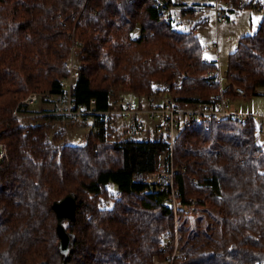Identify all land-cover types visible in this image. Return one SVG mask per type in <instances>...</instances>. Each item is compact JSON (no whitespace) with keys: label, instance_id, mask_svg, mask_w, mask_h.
I'll return each instance as SVG.
<instances>
[{"label":"trees","instance_id":"1","mask_svg":"<svg viewBox=\"0 0 264 264\" xmlns=\"http://www.w3.org/2000/svg\"><path fill=\"white\" fill-rule=\"evenodd\" d=\"M224 1L239 10L257 7L255 0ZM158 7L156 0H0V142L7 154L0 161V264H264V146L251 120L179 131L172 150L177 213L216 208L221 250L179 249L171 258L169 191L138 180L158 170L157 155H165L168 168L166 146L112 140L94 130L96 121L82 144L56 146L47 122L23 124L14 115L27 111L21 102L30 93L67 94L59 82L72 37L80 42L74 109L93 99L96 110H105L118 90L146 103L162 92L180 101L218 95L217 76H210L215 61L205 59L192 31L177 30ZM225 73L226 98L233 97L232 85L250 97L264 88V13L257 30L228 54ZM109 185L117 195L107 206ZM68 194L76 196L75 222L63 224L73 245L62 258L51 205Z\"/></svg>","mask_w":264,"mask_h":264},{"label":"built area","instance_id":"2","mask_svg":"<svg viewBox=\"0 0 264 264\" xmlns=\"http://www.w3.org/2000/svg\"><path fill=\"white\" fill-rule=\"evenodd\" d=\"M170 1L156 0L160 13L166 18L171 16L173 9ZM208 3V9L215 18L224 19L239 11L231 2L224 0H208ZM257 7L261 9L260 5ZM79 45L80 42L72 37L71 55L65 63L68 77L61 79L59 82L62 89L68 94L66 113L78 122L91 124V126L96 121L94 130L103 131L104 135H111L112 140H114L115 136L121 139H137V137L142 135L145 139L155 140L166 146L169 156L168 168H158L156 172L140 175L138 180L152 184L160 191H169V202L174 217L177 215L179 204L177 192L173 187V177L176 168L172 165V150L176 143L177 135L183 127L196 123L203 124L204 130H208L209 123L212 121L218 122L231 118L238 123H243L251 120L255 125L254 134L256 139L264 146V112L241 111L234 108L230 99L236 97L243 100L250 98L244 89L236 85H232L233 97L226 98L223 96L228 84L225 70L223 72L220 71V63L217 59L215 60L216 70L210 76H217L220 93L209 101H180L178 98L166 94L160 98L150 97L148 101L150 103H142V101L134 98L120 96L121 98L115 101L112 99L111 104L105 110H96L93 99L89 100L87 107L78 106L74 109L70 101V89L79 72L74 55V51ZM254 94L264 96V88L255 89ZM41 95H46V93H30L21 103L25 105L33 104ZM6 156V147L0 142V161ZM189 202L193 206L195 200L190 198ZM179 253V249L177 250L175 247L172 257H176Z\"/></svg>","mask_w":264,"mask_h":264},{"label":"rangeland","instance_id":"3","mask_svg":"<svg viewBox=\"0 0 264 264\" xmlns=\"http://www.w3.org/2000/svg\"><path fill=\"white\" fill-rule=\"evenodd\" d=\"M173 3V9L171 11V16L175 20H178L182 15L181 12H191L194 16L187 18L185 20L186 29L193 30L196 24H204L202 13L206 11L207 5H184L178 4L176 0H171ZM264 1V0H263ZM181 6V7H180ZM209 6V3H208ZM258 10H260L257 7ZM264 11V7L261 12ZM210 12V11H209ZM238 12V11H237ZM236 12V13H237ZM191 14V15H192ZM197 14V15H195ZM199 15V16H198ZM235 15L232 14L231 17ZM262 14L258 12H253L247 14L241 11L240 19L238 25L241 26L245 24L246 30L249 28V23L252 21L253 25L257 23L258 19L261 18ZM212 32L214 33L215 25L212 23L210 25ZM237 29H234V31ZM212 33V34H213ZM138 30L133 32V37L137 36ZM227 30L221 29L219 31V42L217 40V48L214 47L215 59H219V69L223 72L226 68V50L222 44V40L226 38ZM216 41V40H215ZM204 47L205 45L201 44ZM219 51V53H218ZM71 55V53H70ZM69 55V57H70ZM76 65L77 60H75ZM68 77V72L66 76L62 79ZM37 93V92H33ZM46 93V95H41L37 98L33 104L26 105L27 111L21 112L22 114H16L23 124L47 122L48 123V138L50 142L56 146L67 144V145H80L85 141L86 135L91 131V124H86L78 122L73 119L69 114L66 113L68 106L67 94L61 95H49L47 92H40L39 94ZM127 92L123 90H118L113 93L112 99H120V96L126 95ZM165 95V92L153 94L150 97L160 98ZM129 97V96H124ZM230 102L234 104L238 109L242 111L251 112H264V96H251L248 99H240L238 97L230 99ZM142 103H146V99L142 100ZM52 117V118H51ZM50 118V119H49ZM93 131V130H92ZM94 132V131H93ZM141 136V137H140ZM137 139H145L140 135ZM116 137V136H115ZM165 155H157L156 163L159 168L162 169L164 165ZM110 190V198L106 202L107 206L112 204V200L117 195V190L113 185L108 186ZM191 208L181 207V210L177 213L176 217L173 218L175 225V235L173 240V251L176 247L177 250L185 252H200V253H219L220 252V220L218 216V211L216 208H203L197 211H191ZM66 222V221H64ZM177 223V230H176ZM172 251V254H173ZM171 254V258L172 257ZM178 254V252H176ZM178 256V255H177ZM176 256V257H177ZM153 264H167V262H160L155 260Z\"/></svg>","mask_w":264,"mask_h":264},{"label":"crops","instance_id":"4","mask_svg":"<svg viewBox=\"0 0 264 264\" xmlns=\"http://www.w3.org/2000/svg\"><path fill=\"white\" fill-rule=\"evenodd\" d=\"M176 1L178 2V4H184V5H208V0H176ZM255 2H256V6H258V5L261 6V9L264 7V1L263 0H255ZM261 9L258 10L257 7L249 8V9H243V10H239L232 17L230 16L228 18L220 19V18H215L213 13L207 7L205 9L206 11H204L202 13L204 24H201V23L196 24L194 26L193 30L186 29L187 26L184 27L185 20L187 18H190L191 16L192 17L194 16V14H192L191 12H186V14L184 12H181L182 15L179 17L178 20H175L173 22V25L177 30H180V31H192L193 34L198 38L200 44L204 45V43H206V45L204 47V57L207 61H210V62L215 61L216 59L219 61L218 58L215 59L213 48L214 47L217 48V40L219 42L218 38H219L220 28L223 30L226 29L227 35H226V38L222 40V44L225 48H229L226 50V53H225L226 62H227L228 54L231 53L236 48L239 39L244 35H249V34L254 33L257 30V28L260 24L261 18H262V16H261V18H259L257 23L254 25H253L252 21H250L249 27H248L249 29L246 30L245 24H243L241 26L238 25V21L240 19L241 11H243L247 14H251L253 12H258V13H261L263 15L264 11L261 12ZM195 15H197V14H195ZM212 23H214V25H215L214 33L212 32V28L210 26V25H212ZM234 29H237V30L234 31ZM213 45H215V46L211 47ZM218 53H219V51H218ZM232 105L234 108L238 109L234 104H232ZM238 110H240V109H238Z\"/></svg>","mask_w":264,"mask_h":264},{"label":"water","instance_id":"5","mask_svg":"<svg viewBox=\"0 0 264 264\" xmlns=\"http://www.w3.org/2000/svg\"><path fill=\"white\" fill-rule=\"evenodd\" d=\"M56 217L55 233L58 238V249L62 258H66L73 245V236L69 234L63 224H74L75 222V209H76V196L68 194L60 200L54 201L51 205Z\"/></svg>","mask_w":264,"mask_h":264}]
</instances>
